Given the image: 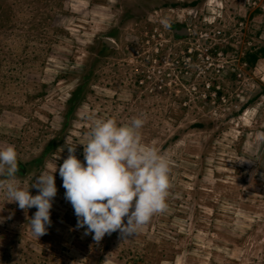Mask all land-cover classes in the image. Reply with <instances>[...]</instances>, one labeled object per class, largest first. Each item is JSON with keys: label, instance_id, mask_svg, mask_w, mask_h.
<instances>
[{"label": "rangeland", "instance_id": "1", "mask_svg": "<svg viewBox=\"0 0 264 264\" xmlns=\"http://www.w3.org/2000/svg\"><path fill=\"white\" fill-rule=\"evenodd\" d=\"M89 115L142 116L172 161L167 208L127 239L94 241L65 199ZM0 144L22 185L57 163L58 189L40 237L0 192V264H264V0H0Z\"/></svg>", "mask_w": 264, "mask_h": 264}, {"label": "clouds", "instance_id": "2", "mask_svg": "<svg viewBox=\"0 0 264 264\" xmlns=\"http://www.w3.org/2000/svg\"><path fill=\"white\" fill-rule=\"evenodd\" d=\"M164 26L168 18L161 19ZM91 127L83 149L68 146V155L59 165V176L77 217V228H85L100 242L106 234L119 230L124 239L132 237L154 214L167 208L172 161L155 145L143 142L145 119L134 117L128 123L115 118L89 115ZM63 151V150H62ZM54 171H43L30 185L17 178L18 152L15 145L0 144V192L21 209L35 207L29 219L32 235L40 237L51 226L53 199L57 195ZM38 189L32 195L30 189Z\"/></svg>", "mask_w": 264, "mask_h": 264}, {"label": "water", "instance_id": "3", "mask_svg": "<svg viewBox=\"0 0 264 264\" xmlns=\"http://www.w3.org/2000/svg\"><path fill=\"white\" fill-rule=\"evenodd\" d=\"M105 43H108L109 44V42L107 40H105Z\"/></svg>", "mask_w": 264, "mask_h": 264}, {"label": "built area", "instance_id": "4", "mask_svg": "<svg viewBox=\"0 0 264 264\" xmlns=\"http://www.w3.org/2000/svg\"><path fill=\"white\" fill-rule=\"evenodd\" d=\"M206 58L209 59V55Z\"/></svg>", "mask_w": 264, "mask_h": 264}, {"label": "trees", "instance_id": "5", "mask_svg": "<svg viewBox=\"0 0 264 264\" xmlns=\"http://www.w3.org/2000/svg\"><path fill=\"white\" fill-rule=\"evenodd\" d=\"M24 167H22V169H23Z\"/></svg>", "mask_w": 264, "mask_h": 264}]
</instances>
